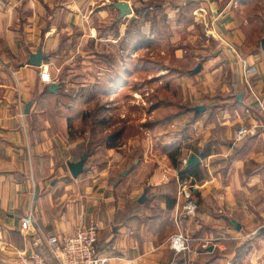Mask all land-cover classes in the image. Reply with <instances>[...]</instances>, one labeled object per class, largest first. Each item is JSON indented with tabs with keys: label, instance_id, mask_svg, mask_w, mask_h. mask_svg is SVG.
<instances>
[{
	"label": "crops",
	"instance_id": "1",
	"mask_svg": "<svg viewBox=\"0 0 264 264\" xmlns=\"http://www.w3.org/2000/svg\"><path fill=\"white\" fill-rule=\"evenodd\" d=\"M119 2L127 3L129 19ZM106 20L111 31L99 37L97 21ZM212 21L213 34L204 33ZM211 35L228 38L241 58H225ZM262 41L264 0H0V238L12 247L0 246V264H19L17 251H33L21 220L30 212L43 231L60 237L97 223L105 264H264ZM103 43L122 50V72L109 79L114 88L131 81L138 52L171 46L174 54L171 69L144 61L159 71L149 80L170 83L173 98L145 113L141 125L154 138L135 151L116 144L94 149L70 135L82 97L99 96L104 74L95 57ZM78 45L81 61H63L58 50L79 54ZM35 56L42 57L39 66ZM243 62L257 72L248 81ZM85 67L97 71L75 87L70 80L84 76ZM41 73L58 88L50 90ZM240 128L250 135L238 141ZM192 155L199 162L187 168ZM183 187L197 205L194 216L184 209ZM179 232L193 239L189 253L169 248Z\"/></svg>",
	"mask_w": 264,
	"mask_h": 264
},
{
	"label": "rangeland",
	"instance_id": "2",
	"mask_svg": "<svg viewBox=\"0 0 264 264\" xmlns=\"http://www.w3.org/2000/svg\"><path fill=\"white\" fill-rule=\"evenodd\" d=\"M119 3H123V6L128 7L127 3L125 2H119ZM119 3H116V5ZM130 14L132 13L127 14L126 18L129 19V17L132 16ZM213 22L214 21L207 22L205 24V27L203 26L204 29L203 31H205L204 33H208L209 31V33L213 34V32H211L214 27ZM108 25L109 22L107 20L105 22L97 21V26L101 31L99 37L105 36V34H108L109 31H111L110 29H108ZM113 25L114 24L112 25L110 24L111 27ZM162 36L163 38L164 37L168 38V35L162 34ZM183 36L185 37V35ZM66 37L67 35H62L60 43L64 39H66ZM211 37H213L215 40H218L220 42L222 46L221 54H223L225 58L228 59L235 57L241 58V55L239 53L240 51L230 40H228V38L226 37L224 38L221 36L216 37L213 35H211ZM219 38H222L223 41H225L226 43L222 42ZM137 39H138V35H137ZM72 40L77 41V37L74 36V39ZM86 42L89 44L87 45ZM75 43H78V41ZM75 43H73V45L71 46H75ZM106 45L107 43L104 44V47L100 49L99 51L100 56L97 57L96 53L94 55L96 56L95 58L99 60L98 63L101 64L100 74L101 73L104 74V77H101L100 86L99 88H97V92L99 93V96L92 97L89 94H86L84 95V97H82V100L78 105L79 107H77V111L74 114L77 116L75 117V119H73L72 123H70V129H69L70 135L71 138H78V139L82 138L85 140V142L89 140L90 144H92L93 142L94 149H96L97 144H100L97 148L101 147L102 149H104V147L105 148L109 147L112 144H116V146L119 145L118 147H121L123 149L124 146H126L127 149L132 148L135 151V149L140 148L139 144H141L147 138H151V137L154 138L153 135L150 132L146 131L144 127H142L141 125V121L144 118L145 113L147 114V112H149L159 101H163L164 104H166L173 98V89L168 87L170 83L166 84L167 82H163L162 84H159L158 82L156 83L149 80V79H154L156 77V74L159 73V71H157L155 64L147 65L144 61L165 62L167 64V67L171 69L170 67H177L176 63L173 61L174 54L173 51L171 50V46L166 48H159L155 50H150L149 48L144 49L142 50L143 52L141 51L135 54V57L133 53L132 57L134 58H131L132 60H134L131 65V69H133V78L125 86L123 84L122 87V85L119 84L117 85V87L114 88L113 83L111 84V81H109V79L111 76L114 77L115 73L122 72L123 64L121 65V63H119L121 60L123 61V57L122 58L120 57V52L122 53V50L120 49L121 48L120 46H116V48L110 49ZM84 46L85 48H87L86 52H88V54L91 55L93 48L91 46V43L88 42L87 38L84 39L83 47ZM78 49H79V45H78ZM80 49H79V54H78V50L70 49L69 46L68 48L58 50V52L60 55H62V58L64 57L63 61H65L66 58H69L68 60L78 63L81 61V57L85 52V50L82 51ZM214 50L215 48L213 49V51ZM40 51H42V49H40ZM56 51L57 50L52 52V56L56 55L57 53ZM108 52L113 57L112 61H107V59L103 56V54ZM53 53H55V55H53ZM126 56L129 58V55ZM137 61H141L142 64H145L146 69L140 70L138 65H136ZM58 63L59 62L55 64L56 68H59ZM244 65L247 68L249 66L246 65L245 62H243L241 66L242 75L245 78V80L248 81L252 79V77L256 75L257 72L251 77L250 74L248 75L244 72L243 70ZM80 67H82L81 64ZM108 67L112 68V72L110 74L104 72V70H107L106 68ZM87 68L89 69L90 67H85L84 69L85 72L83 73L84 76H78V78H73L72 80H70V83L76 85L75 87H77L79 84L80 85L82 84L83 78H86V76H90L91 72L93 73V71L94 72L97 71L95 69L93 71L88 70ZM64 72H66L65 69H62L61 73ZM42 74L43 73L40 74V77ZM12 77L14 78L15 75H13ZM46 84L59 85L60 83L52 79L51 83H46ZM84 84L86 85V87L83 89L90 91L93 85L91 79L90 78L87 79V82ZM110 88H113V90L110 92V94H108ZM165 106L166 105H164V107ZM71 115L73 116V113ZM242 129H245V131L247 130L246 128H240L238 130L236 135V139L238 141H241L245 137L250 135V131L247 130L248 134L246 133V135L243 138L239 139L237 136ZM114 136H116V139L114 138ZM130 143L134 146H129L131 145ZM182 190H184V187L182 188ZM263 228L264 227L262 226L260 230H262ZM259 234H262V232L259 231ZM170 240H169V248H170ZM246 250L248 252V255H250L251 251L254 250L253 243L247 242L244 246V251Z\"/></svg>",
	"mask_w": 264,
	"mask_h": 264
},
{
	"label": "built area",
	"instance_id": "3",
	"mask_svg": "<svg viewBox=\"0 0 264 264\" xmlns=\"http://www.w3.org/2000/svg\"><path fill=\"white\" fill-rule=\"evenodd\" d=\"M222 42V38H219ZM245 67V68H244ZM246 74L251 77L256 73L253 67L243 66ZM43 83H51L50 76L46 73L41 75ZM21 117L23 113L21 112ZM247 130L242 129L238 138H243ZM183 165L187 164V160H182ZM183 196L186 198L185 211L187 215L194 216L197 212V205L191 200L189 190H182ZM23 229L27 235L31 237V248L33 251L26 255L21 251H17L19 264H105L107 260L101 259L98 253V224L93 223L89 227L80 228L74 235L68 237H60L55 234H49L43 231L36 220L35 214L30 212L22 219ZM2 235L0 231V236ZM193 239L182 232L172 236L170 240V248L176 254L187 253L191 250ZM0 246L4 250L12 248L10 244L5 243L0 238ZM206 245L203 247L205 248Z\"/></svg>",
	"mask_w": 264,
	"mask_h": 264
},
{
	"label": "water",
	"instance_id": "4",
	"mask_svg": "<svg viewBox=\"0 0 264 264\" xmlns=\"http://www.w3.org/2000/svg\"><path fill=\"white\" fill-rule=\"evenodd\" d=\"M117 7H118L119 10L123 13L124 16H126L127 14L130 13V10L127 9V8H125V7L123 6V3H119V4L117 5ZM261 48H262V50L264 51V41H262V43H261ZM41 60H42V57H41V56H35V57L33 58V60H32V63H33L34 65H36V66H39V65L41 64ZM49 88H50V90H55V89L58 88V85H56V84H51ZM28 111H29V105L26 107V113H28ZM198 162H199V158H198L196 155H192V156L190 157L189 162H188L187 168H190V167L196 165ZM235 226L239 229V227H238L237 225H235Z\"/></svg>",
	"mask_w": 264,
	"mask_h": 264
},
{
	"label": "trees",
	"instance_id": "5",
	"mask_svg": "<svg viewBox=\"0 0 264 264\" xmlns=\"http://www.w3.org/2000/svg\"><path fill=\"white\" fill-rule=\"evenodd\" d=\"M114 138L116 139V136H114ZM113 147V146H112Z\"/></svg>",
	"mask_w": 264,
	"mask_h": 264
}]
</instances>
